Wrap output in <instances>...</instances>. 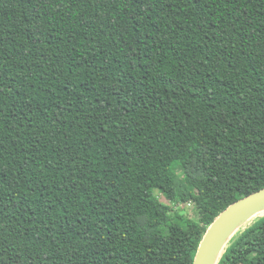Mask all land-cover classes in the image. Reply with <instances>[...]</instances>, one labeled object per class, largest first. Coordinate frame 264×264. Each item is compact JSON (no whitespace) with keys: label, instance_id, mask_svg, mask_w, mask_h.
<instances>
[{"label":"trees","instance_id":"1","mask_svg":"<svg viewBox=\"0 0 264 264\" xmlns=\"http://www.w3.org/2000/svg\"><path fill=\"white\" fill-rule=\"evenodd\" d=\"M262 189L264 0H0V264H193Z\"/></svg>","mask_w":264,"mask_h":264},{"label":"water","instance_id":"2","mask_svg":"<svg viewBox=\"0 0 264 264\" xmlns=\"http://www.w3.org/2000/svg\"><path fill=\"white\" fill-rule=\"evenodd\" d=\"M264 212V189L229 206L207 230L193 264H217L233 235L249 220Z\"/></svg>","mask_w":264,"mask_h":264},{"label":"rangeland","instance_id":"3","mask_svg":"<svg viewBox=\"0 0 264 264\" xmlns=\"http://www.w3.org/2000/svg\"><path fill=\"white\" fill-rule=\"evenodd\" d=\"M178 174H180V172H178ZM153 197H155L156 199L160 200L163 203H168L167 199L157 189H155L153 191ZM172 209H173L174 213L183 214L186 217H188L194 221L199 220V213L193 204L191 205L189 203H187V204L184 203V204H180V205H172ZM151 234L152 233H150V235Z\"/></svg>","mask_w":264,"mask_h":264}]
</instances>
